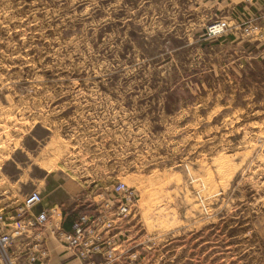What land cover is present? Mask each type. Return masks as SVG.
<instances>
[{"label": "rangeland", "instance_id": "1", "mask_svg": "<svg viewBox=\"0 0 264 264\" xmlns=\"http://www.w3.org/2000/svg\"><path fill=\"white\" fill-rule=\"evenodd\" d=\"M241 4L0 0V264L38 253L1 234L43 208L93 216L95 264H264V38Z\"/></svg>", "mask_w": 264, "mask_h": 264}, {"label": "built area", "instance_id": "2", "mask_svg": "<svg viewBox=\"0 0 264 264\" xmlns=\"http://www.w3.org/2000/svg\"><path fill=\"white\" fill-rule=\"evenodd\" d=\"M240 25H242L240 26V29L244 36L252 39L264 38V3L258 13L245 17ZM225 27L226 22L223 20H218L208 26L207 32L209 35L218 34L223 31ZM115 190L117 193H119V190L126 193V189L123 184H119ZM132 194L133 191L130 193L127 192V195H124L125 200L121 201L118 208V213L126 211L127 205L129 203L128 199ZM108 200L113 202L114 199L108 198ZM42 201L43 196L41 192L34 190L25 195L23 199V205L27 208H33L34 206L42 203ZM48 212L49 211H47L45 208L38 212H31L28 215V219L25 220L24 223L17 225L14 229L7 233L1 234L2 245L6 246L12 240H14V238L21 237L23 233L24 235L29 233L31 236H34V239H36L37 243L34 245V247L38 253L36 255H30L28 264L41 263L44 253L47 251V236L43 234V231L49 227L50 235L55 237L59 243H61L73 256L86 261L85 264H95L93 260H90L92 254L94 253L107 254L106 247L109 246L110 239H107L105 235L97 233V231L90 236L88 235L90 221L93 219L92 215L83 214L71 221L69 229H64L60 222L54 226L47 225L49 218ZM111 226V221H108L107 225H105V227ZM39 238H41V241ZM108 253L111 256L112 253L110 251ZM113 258H115V254Z\"/></svg>", "mask_w": 264, "mask_h": 264}, {"label": "crops", "instance_id": "3", "mask_svg": "<svg viewBox=\"0 0 264 264\" xmlns=\"http://www.w3.org/2000/svg\"><path fill=\"white\" fill-rule=\"evenodd\" d=\"M242 1L243 5H240L242 8L241 12L245 17L258 13L264 3V0H248V3L245 2L246 0ZM43 234L47 236L46 246L48 257L46 262L41 264H84L82 259L73 256L55 237L50 235L49 227L43 231Z\"/></svg>", "mask_w": 264, "mask_h": 264}, {"label": "trees", "instance_id": "4", "mask_svg": "<svg viewBox=\"0 0 264 264\" xmlns=\"http://www.w3.org/2000/svg\"><path fill=\"white\" fill-rule=\"evenodd\" d=\"M70 224H71V222L63 221V223H62V227H63L64 229H69V228H70Z\"/></svg>", "mask_w": 264, "mask_h": 264}]
</instances>
